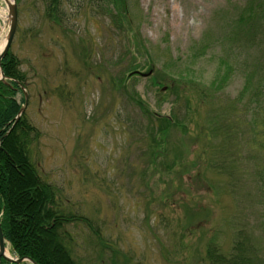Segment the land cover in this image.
Masks as SVG:
<instances>
[{
    "label": "rangeland",
    "instance_id": "1",
    "mask_svg": "<svg viewBox=\"0 0 264 264\" xmlns=\"http://www.w3.org/2000/svg\"><path fill=\"white\" fill-rule=\"evenodd\" d=\"M46 5L19 0L10 52L26 75L25 114L40 132L30 159L38 176L59 190L67 212L87 219L68 226L64 240L72 258L78 264H202L207 240L215 238L220 254L229 256L240 231L241 243L254 245L264 262V170L247 148L248 122L264 108V14L256 21L247 15L264 13V0H59L58 20L48 19ZM8 11L0 0V42L8 37ZM131 65L141 66L144 76L129 80V95L139 94L155 113L180 115L179 129L189 126L190 135L200 133L201 117L242 99L238 113L245 122L224 146L234 157L211 153L207 187L193 165L201 146L197 154L191 145L186 149L178 170L190 169L183 177L159 173L140 151L135 134L144 126L145 135L147 125L125 122L130 115L142 120L143 113L127 106L114 86ZM149 70L156 78L145 76ZM218 78L228 79L203 100L201 91L218 87ZM180 197L189 198L199 225L186 219ZM188 223L199 226L195 233L184 230ZM239 252L246 258L242 246Z\"/></svg>",
    "mask_w": 264,
    "mask_h": 264
},
{
    "label": "trees",
    "instance_id": "2",
    "mask_svg": "<svg viewBox=\"0 0 264 264\" xmlns=\"http://www.w3.org/2000/svg\"><path fill=\"white\" fill-rule=\"evenodd\" d=\"M92 4H101L103 0H89ZM105 1V0H104ZM19 2V0H18ZM46 2L47 17L51 20H58L59 0ZM49 2V1H48ZM260 3L254 4L258 7ZM261 14V16H259ZM263 11L250 12L247 17L259 20L263 17ZM121 17V16H119ZM246 17V18H247ZM137 36V34H135ZM133 38V43L134 37ZM5 76L8 78V84L0 82V214H2V227L6 238L10 241L13 252L19 258H32L38 264H78L65 246L66 238L69 239L68 226L76 221L86 222V218L77 217L70 212L58 200L59 190L51 184H46L37 173L38 169L30 159L29 150L32 145L38 141L40 132L28 120L24 113L17 122L14 130L8 135L6 132L15 122V117L20 113L25 103L24 95L19 86L25 82L26 75L21 71L20 61L11 52L2 63ZM141 66L131 65L119 77L114 86L122 93L121 99L125 100L127 106L136 105L143 113L142 120H133L132 116L126 120V125L131 124L144 125L141 133L135 134L136 140L141 147L142 154L149 156V161L159 173L168 175L175 173L176 176L183 177L189 167L183 166V161L188 155L186 149L191 145L193 154L199 152L201 146L202 152L196 155V162L193 164L198 169L197 179L201 181L200 185L209 184L204 179V168L210 170L209 165L212 162L211 153L214 151V158L228 155L234 157L231 149H224L225 145H231L235 141V126L242 129L240 122L245 117L238 112V106L242 99L230 101L224 108L213 109L204 117H201L198 134L190 135V127L187 126L180 130L182 120L180 115L164 116L150 111L139 94L129 95L127 83L129 80L138 77L137 73ZM150 71V70H149ZM143 74V73H141ZM149 72L145 75H148ZM153 73L149 76H152ZM157 76V75H156ZM155 74L151 78H156ZM158 76V82H160ZM136 79V78H135ZM228 78H218L211 88L201 91V98H207L206 92L212 94L221 90L223 84ZM162 84V82H160ZM161 93V91H160ZM187 93V92H186ZM255 95H259V92ZM22 96V97H21ZM18 98L16 100L15 98ZM20 97V99H19ZM187 105V97L183 96ZM262 98V95L259 96ZM134 105V106H135ZM260 118L255 119L250 124V140L247 143L248 151L251 154H257L259 157L258 169L264 170V108L260 109ZM217 112H220L217 113ZM228 116L226 120L224 117ZM193 121V119H190ZM136 122V123H135ZM148 129V130H146ZM178 130L183 132V136L178 135ZM221 136H224V142H221ZM214 140V141H213ZM222 153V154H220ZM209 157V158H208ZM149 164V163H148ZM205 165V167H204ZM178 170V171H177ZM26 173V179L30 182H24L21 177ZM43 181H41L40 180ZM264 195V191L262 192ZM189 198L180 197L184 203L186 219L192 220L199 225V217L196 215L193 206L188 203ZM198 207L203 210L201 205ZM28 208H30L28 210ZM205 219V218H204ZM35 220V222H33ZM207 220L205 219V222ZM89 225V223H87ZM199 227V226H198ZM195 225L188 223L184 230L189 234L195 233L198 229ZM202 227V226H200ZM240 232V231H239ZM239 232L236 233L237 241L229 256H222L217 247L215 238L207 240L206 259L202 264H262L260 258L256 255L254 245L241 243ZM203 237V236H201ZM235 238V239H236ZM245 239V238H244ZM242 246L247 251L246 258L240 254L239 249ZM54 249L55 253H52ZM236 249V250H235ZM235 251H237L235 257ZM2 264H10L2 261Z\"/></svg>",
    "mask_w": 264,
    "mask_h": 264
},
{
    "label": "water",
    "instance_id": "3",
    "mask_svg": "<svg viewBox=\"0 0 264 264\" xmlns=\"http://www.w3.org/2000/svg\"><path fill=\"white\" fill-rule=\"evenodd\" d=\"M5 2L8 5L9 8V18H10V31H9V35H8V39H7V43L5 44V47L0 55V70H1V75H2V80H4L5 76H4V72L2 70V60L7 56V54L10 51V48L12 46V43L14 41V37H15V33H16V29H17V25H18V7H17V2L16 0H5ZM152 72H150L148 75H151ZM146 75V76H148ZM24 94H25V98H26V103L28 101V94L26 92V90L24 89V87H21ZM25 111V108H22L20 115H22V113ZM4 258L5 260L9 261V262H23L25 259L22 260H14L12 258H9L6 256V240L4 237V233L2 230V225H1V221H0V264H1V259ZM30 262H32L33 264H36L32 259H26Z\"/></svg>",
    "mask_w": 264,
    "mask_h": 264
},
{
    "label": "bare ground",
    "instance_id": "4",
    "mask_svg": "<svg viewBox=\"0 0 264 264\" xmlns=\"http://www.w3.org/2000/svg\"><path fill=\"white\" fill-rule=\"evenodd\" d=\"M4 1H5V0H4ZM10 1H12V0H10ZM5 43H6V40H5V39L2 40V42H0V55H1L2 51H3V49H4ZM0 76H1V71H0ZM15 99L18 100L17 97H16ZM28 100H29V96H28ZM25 101H26V98H25ZM27 102H28V101H27ZM27 105H28V103L25 104V107H27ZM21 118H22V115H20V114H18V115L15 117V122H14V124L12 125V127L6 132V135L10 134V133L12 132V130H14V128H15L17 122H18ZM21 178H22V180H23L24 182H26V181H27V182H30V181H28V180L26 179V173H25V175H24L23 177H21ZM29 209H30V208H28V210H29ZM33 222H35V220H34ZM4 237H5V240L8 241V242L10 243V241L6 238L5 234H4ZM6 255L9 256V257L13 256V255L11 254V250H10V246H9V245H8V248H7Z\"/></svg>",
    "mask_w": 264,
    "mask_h": 264
}]
</instances>
